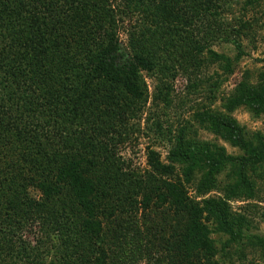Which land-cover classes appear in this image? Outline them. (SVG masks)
I'll use <instances>...</instances> for the list:
<instances>
[{
    "label": "trees",
    "instance_id": "trees-1",
    "mask_svg": "<svg viewBox=\"0 0 264 264\" xmlns=\"http://www.w3.org/2000/svg\"><path fill=\"white\" fill-rule=\"evenodd\" d=\"M240 1L119 0L123 18H142L126 52L110 0H0V264L264 260V236L253 233L264 212L230 206L264 203V135L233 116L264 117V72L223 99V113L195 115L216 142L198 140L189 123L170 135L167 163L150 150L143 175L125 171L119 155L148 102L143 73L211 97L234 74L247 26L224 17ZM222 44L236 56L218 53ZM221 177L224 198L203 199ZM213 236L226 239L221 248Z\"/></svg>",
    "mask_w": 264,
    "mask_h": 264
},
{
    "label": "rangeland",
    "instance_id": "rangeland-1",
    "mask_svg": "<svg viewBox=\"0 0 264 264\" xmlns=\"http://www.w3.org/2000/svg\"><path fill=\"white\" fill-rule=\"evenodd\" d=\"M110 2L122 19L118 29L119 39L123 49L129 52V41L133 35L139 32L142 18L138 14L123 18V13L120 12L119 0H110ZM224 19L229 26H234L237 29L243 23L247 26L246 31L244 30L245 34L240 39L245 56L236 67L234 74L220 87L215 96L211 97L210 93L204 91L189 95L188 84L182 78L171 82L170 87L172 89L168 90L169 87H164L156 77L143 73V78L147 86L148 102L141 115L142 119L137 125L136 136L120 148L119 155L125 165V171L143 175L149 169L147 156L150 150L159 153L161 160L167 163L168 153L171 148L169 142L171 134L174 137L179 128L189 123L195 124L193 121L195 115L206 108L223 113L222 100L230 96L245 78L248 77L253 85L257 84L259 74L264 72V0H260V4L257 6H249L247 0H241L233 6L231 11L225 15ZM214 49L218 53L232 58L237 54L236 49L228 44L219 45ZM213 70H216V68ZM213 70L210 71V74L213 73ZM161 90L163 95L169 92L170 107H167L164 96L161 97ZM233 116L241 126L247 129L249 134L262 133L264 135V117L255 120L244 109L238 110ZM195 129L198 132V140L216 142L214 137L201 130L198 124H195ZM217 143L219 146L224 147L228 154L233 156L240 155V152L233 149L229 144L222 141H218ZM220 183L221 187L203 199L224 198L225 194L222 186L224 187L226 184L225 177L220 178ZM258 189L259 196L263 198L264 183H259ZM190 196L196 199L195 191L191 188ZM200 200L202 199H198V201ZM248 204L257 205L259 206V212H264V203L259 200L251 202L236 200L230 202V206L234 212H239L242 207ZM254 225L257 229L253 233L264 236V223L260 222L258 216L254 219ZM30 239L33 241V236H30ZM213 239L217 242V248H221V243L226 241L225 238H220V236H213ZM231 253L234 254L233 251ZM218 259L221 262H226V264L230 262L229 260H225L222 255ZM232 261L233 264H264V260H262L258 252L254 254L247 252L246 260H240L238 256L234 255ZM49 262L50 260L46 261L45 264H49ZM138 264L149 263L142 260Z\"/></svg>",
    "mask_w": 264,
    "mask_h": 264
}]
</instances>
